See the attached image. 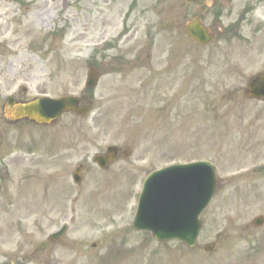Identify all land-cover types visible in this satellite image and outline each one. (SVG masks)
<instances>
[{
    "label": "rangeland",
    "instance_id": "obj_1",
    "mask_svg": "<svg viewBox=\"0 0 264 264\" xmlns=\"http://www.w3.org/2000/svg\"><path fill=\"white\" fill-rule=\"evenodd\" d=\"M203 1L0 0V264H264V224L252 225L264 216V101L246 93L264 49L253 27L217 32L242 5ZM195 15L217 34L206 47L185 32ZM41 95H87L93 107L52 125L3 120L7 96ZM109 146L130 153L103 169L94 157ZM195 160L224 180L198 245L135 231L148 173Z\"/></svg>",
    "mask_w": 264,
    "mask_h": 264
},
{
    "label": "water",
    "instance_id": "obj_2",
    "mask_svg": "<svg viewBox=\"0 0 264 264\" xmlns=\"http://www.w3.org/2000/svg\"><path fill=\"white\" fill-rule=\"evenodd\" d=\"M188 31L190 36L201 43L213 38L199 24L198 19L188 26ZM94 73L91 71L88 81L90 87L96 84ZM249 92L254 96L264 95V79L259 76L254 78ZM78 103L76 97L66 96L60 99L43 97L18 105L8 102V106L13 119L27 118L37 123H51L64 111L75 110L84 114L89 110L90 106L78 109ZM106 158L100 159L101 165L106 163ZM219 184L210 162L179 164L154 171L144 182L133 227L136 230L151 231L153 237L161 242L181 240L189 247H194L202 227L199 216ZM262 222L263 218H257L254 224L260 225ZM66 229L64 226L51 238H59ZM212 247L209 244L205 249L211 250Z\"/></svg>",
    "mask_w": 264,
    "mask_h": 264
},
{
    "label": "flooded vegetation",
    "instance_id": "obj_3",
    "mask_svg": "<svg viewBox=\"0 0 264 264\" xmlns=\"http://www.w3.org/2000/svg\"><path fill=\"white\" fill-rule=\"evenodd\" d=\"M230 1V4H234L235 6H239V5H246V4H249V5H261V6H264V0H228ZM204 3H206V1H204ZM246 14H249V12H247ZM246 15H243L241 17V19H239L238 22H235L233 25H232V30L234 33H235V30L242 26L243 23H246V26L250 25L252 27L255 26V30H254V34L257 35V34H260V37H259V41L261 42V46H262V49H264V21H259V19H257L258 21H253V20H248V19H244ZM255 22H260L259 24H254ZM235 36V34H233ZM171 65V64H170ZM173 65V64H172ZM184 65V64H182ZM170 96V95H169ZM176 96L173 95V97ZM3 110V108H2ZM3 115L5 117V112L3 110Z\"/></svg>",
    "mask_w": 264,
    "mask_h": 264
}]
</instances>
